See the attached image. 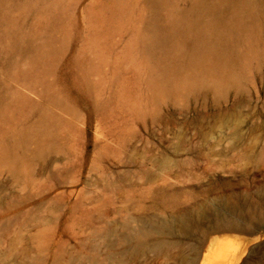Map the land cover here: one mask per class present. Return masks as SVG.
Instances as JSON below:
<instances>
[{
	"label": "rangeland",
	"instance_id": "374dc122",
	"mask_svg": "<svg viewBox=\"0 0 264 264\" xmlns=\"http://www.w3.org/2000/svg\"><path fill=\"white\" fill-rule=\"evenodd\" d=\"M196 1L10 0L0 264H264V0ZM155 19L168 55L152 49ZM209 207L202 234L123 247ZM228 220L240 227H212Z\"/></svg>",
	"mask_w": 264,
	"mask_h": 264
},
{
	"label": "bare ground",
	"instance_id": "6f19581e",
	"mask_svg": "<svg viewBox=\"0 0 264 264\" xmlns=\"http://www.w3.org/2000/svg\"><path fill=\"white\" fill-rule=\"evenodd\" d=\"M157 1V0H156ZM158 5L161 4V1L157 2ZM196 3L198 7L202 5L204 7V0H197ZM207 7V6H206ZM10 9V0H0V23L4 21L9 13ZM200 14V12H199ZM192 13L185 9L183 11L182 17L183 21H186V24L191 22ZM216 23L212 21L211 24ZM190 25V24H189ZM192 27V26H191ZM151 33H152V49L156 54L168 55L172 49L173 37L172 34L168 32V29L163 26L157 19H155L151 24ZM205 28H201L199 33H204ZM211 215H216V210L213 207L202 208L197 216L194 218V215L191 213H186L178 219H159L154 220L143 225L142 228L134 231L131 235H125L121 237L123 247L127 249H134V251H146L150 247H162L164 246V241H156L153 245L151 241L144 240V236H153L154 234L162 235L170 231L179 230L183 233H190L193 229L198 228L197 232L203 233L200 222L203 218L210 217ZM257 217L264 219L263 211L257 213ZM222 218V217H221ZM218 222V221H217ZM213 228H228V227H240L235 221H227L223 224H215ZM182 264H195L197 260L196 253L193 255H182Z\"/></svg>",
	"mask_w": 264,
	"mask_h": 264
},
{
	"label": "crops",
	"instance_id": "0c3cea01",
	"mask_svg": "<svg viewBox=\"0 0 264 264\" xmlns=\"http://www.w3.org/2000/svg\"><path fill=\"white\" fill-rule=\"evenodd\" d=\"M243 231H248V233H252V232H255L256 229L255 230L254 229H248V230H243Z\"/></svg>",
	"mask_w": 264,
	"mask_h": 264
}]
</instances>
